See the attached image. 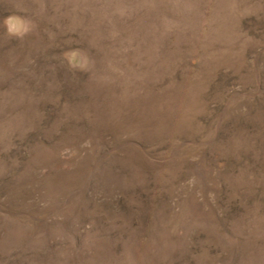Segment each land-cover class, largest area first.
<instances>
[{"label": "rangeland", "instance_id": "obj_1", "mask_svg": "<svg viewBox=\"0 0 264 264\" xmlns=\"http://www.w3.org/2000/svg\"><path fill=\"white\" fill-rule=\"evenodd\" d=\"M0 264H264V0H0Z\"/></svg>", "mask_w": 264, "mask_h": 264}]
</instances>
